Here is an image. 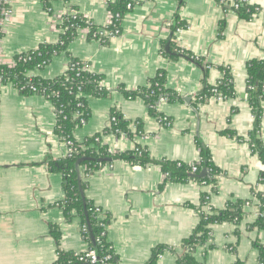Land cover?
<instances>
[{"label":"crops","instance_id":"obj_1","mask_svg":"<svg viewBox=\"0 0 264 264\" xmlns=\"http://www.w3.org/2000/svg\"><path fill=\"white\" fill-rule=\"evenodd\" d=\"M10 1L13 13L1 26L4 63L45 41L57 42L62 31L56 21L74 8L100 27L110 17L106 0ZM224 1L141 0L125 15L122 33L108 44L89 39L84 29L69 46L71 55L104 75V85L111 91L106 97L88 99L91 114L73 131L76 141L100 133L102 144L113 154L142 148L155 161L194 163L200 161V139L222 171L216 184L171 182L160 164L114 159L87 175L85 196L109 218L107 239L119 264H144L161 245L173 250L164 251L156 264H178L186 252L184 241L201 220L204 193L209 194L210 205L202 209L209 214L211 208L224 209L230 201L251 200L253 205L246 207L239 223L212 224L211 239L197 248L196 259L205 264H258L256 243L264 244V229L252 224L258 212L255 193L264 190L260 184L264 162L248 140L254 116L246 90L249 62L264 58V0H248L258 7L250 19L225 8L236 0ZM177 20L185 27L172 39L171 25ZM172 40L203 64L189 56L165 55L163 42L167 46ZM165 50L170 52V47ZM69 63L70 58L60 54L34 74L53 79ZM225 69L233 76L237 95L199 102L197 95L207 85L216 86ZM159 70L166 71L167 88L182 97L160 100L157 110L162 119L142 98L128 99L118 91L120 86L128 90L147 86ZM114 107L130 121L131 135L105 133ZM56 123L51 99L24 95L13 84L0 86V264H52L59 249L89 248L81 217L76 212L67 217L60 205L65 199L64 177L50 170V160L68 153L67 141L55 132ZM261 138L264 142V115ZM52 225L59 227V242Z\"/></svg>","mask_w":264,"mask_h":264},{"label":"trees","instance_id":"obj_2","mask_svg":"<svg viewBox=\"0 0 264 264\" xmlns=\"http://www.w3.org/2000/svg\"><path fill=\"white\" fill-rule=\"evenodd\" d=\"M66 2L68 0H65ZM141 0H116L108 1L107 8L112 16L113 23L108 29L115 35L122 33V21L125 15L130 12ZM239 3L238 8L226 6L225 8L234 10L241 18L250 19L258 11V7L249 3L248 0H236ZM46 7L50 8V2L46 1ZM74 14H67L63 21L58 25L62 33L57 42H43L34 50L20 53L14 56L11 64L0 62V82L2 85L13 84L24 95H42L52 100L57 123L55 132L65 141L73 142L74 150L58 160H50V170L59 172L64 177L63 188L65 199L60 204L67 217H72L76 212L82 220L83 234L89 244L86 251L75 252L59 249L57 258L52 264H119V258L114 251L112 244L107 239V230L103 224H108L109 218H100V213L96 206L85 196L87 188L86 176L92 175L107 162L102 159L113 156L114 159H122L136 164L148 165L150 163L160 164L166 174V181L186 182L196 180L201 184L217 183V178L222 171L214 164L209 149L198 139L200 149V161L194 163L178 162L171 160L155 161L142 148L118 152L113 154L102 144L100 133L88 137L83 142H78L73 137V131L76 127L84 124L90 117L91 110L88 105L90 97H106L111 91L103 84L104 75L90 70L91 64L71 55L69 51L70 44L74 41L81 30L89 29V39L100 40L108 44L111 36H101L100 26L95 25L87 19L78 8H74ZM1 18V14H0ZM224 23H222L223 27ZM185 27L181 21L177 20L171 25L172 39L179 29ZM118 31V33H117ZM3 37L2 27L0 25V39ZM167 42H163L164 54L168 57L177 59L183 56H189L198 63L203 64L201 59H197L186 50H179L173 40L170 42V52L165 50ZM65 54L70 58V63L66 71L53 78L45 79L36 74L37 70H42L50 65L53 59ZM208 66V64H206ZM28 73L31 76L28 77ZM247 99L249 101L253 116L254 125L249 136V142L253 150L264 162V142L261 138V126L264 115V58L254 59L249 62L247 67ZM167 75L165 70H159L158 73L150 79L147 86L128 90L120 86L118 91L123 93L128 99L142 98L147 102L153 115H162L158 113L157 106L160 100L174 102L182 99L180 94L166 86ZM36 88V92L32 89ZM217 90V92L214 91ZM82 92V95L79 93ZM237 95L233 76L229 69L224 70L223 78L216 86L207 85L206 89L197 95L199 102H205L211 97L231 98ZM111 117L115 121L111 122L110 127L105 133H116L118 135H131L130 121L123 113L114 107ZM138 131L143 130L142 124L138 122ZM233 135L234 133H230ZM85 158L80 164V172L77 169L79 159ZM197 166V170L193 167ZM206 169V173H203ZM260 184L264 186V172L262 173ZM81 189L84 191V197ZM255 205L261 212L252 224V228L264 229V190L256 191ZM210 205L209 194L202 195L200 206L201 220L193 233L188 237L183 246L186 252L179 258L178 264H205L196 259L194 253L198 247L205 246L211 239L212 224H221L227 221L239 223L247 214L246 207L253 205L251 200L230 201L224 209L217 210L211 208V213H206L202 207ZM85 229V230H84ZM51 233L55 240L59 242L60 231L57 225L51 226ZM259 248L258 264H264V244L257 242ZM90 250H94L99 258L96 263H91L87 256ZM166 250H173L167 246L161 245L153 250L150 259L144 264H156L160 255ZM108 260L101 261L104 257ZM236 264H245L238 261Z\"/></svg>","mask_w":264,"mask_h":264},{"label":"built area","instance_id":"obj_3","mask_svg":"<svg viewBox=\"0 0 264 264\" xmlns=\"http://www.w3.org/2000/svg\"><path fill=\"white\" fill-rule=\"evenodd\" d=\"M108 1H116V0H106V3L108 2ZM224 0H222V2H223ZM241 1H246V0H241ZM10 0H0V14H1V18H0V25L2 26V24L4 23V21L6 20V19H9L10 17H11V15H12V13H13V10H12V8L10 7ZM225 2V1H224ZM238 6H239V3H236V2H233L232 4H231V8L232 7H235V8H238ZM50 10V9H49ZM231 11H234L233 9L231 10ZM110 13V12H109ZM70 14H74V12L72 11ZM67 15V14H66ZM65 16V15H64ZM64 16H60L58 19H57V26L63 21V18H64ZM113 23V21H112V16H111V14H110V17H109V21H108V23L105 25V26H103V27H100L99 28V33H100V35L101 36H111V38L112 37H114V36H117V35H115V34H113L109 29H108V26L110 25V24H112ZM86 30H88V34H89V29H86ZM181 29H179L178 30V32L180 31ZM82 31V30H81ZM117 33H118V31H117ZM2 41H1V39H0V62H4V61H2ZM12 63V62H11ZM11 63H9V64H11ZM29 76H31V73H28V77ZM103 84H104V80H103ZM2 85V83L0 82V86ZM35 92H36V88L35 87H33L32 88ZM214 91L215 92H217V90L216 89H214ZM83 93L82 92H80L79 93V95H82ZM222 98V97H221ZM113 121H115V117H111V122H113ZM165 122H166V124H169L170 122H169V120L168 119H165ZM67 144H68V153L67 154H69V153H71L73 150H74V147H73V142L71 141V140H67ZM193 170H197V166H194L193 167ZM96 210L100 213V215H99V217L100 218H104L103 217V212H102V209L101 208H99V207H96ZM259 214H261V212H257V216L259 215ZM103 226H104V228H105V230L107 229V225L106 224H103ZM85 230V229H84ZM87 256L90 258V262L91 263H96V262H98L99 261V258H98V255H97V253L94 251V250H90L89 252H88V254H87ZM108 256L107 257H104L103 259H101V261L103 262V261H105V260H108Z\"/></svg>","mask_w":264,"mask_h":264},{"label":"water","instance_id":"obj_4","mask_svg":"<svg viewBox=\"0 0 264 264\" xmlns=\"http://www.w3.org/2000/svg\"><path fill=\"white\" fill-rule=\"evenodd\" d=\"M166 49L169 51V45L166 46ZM188 59L192 60V58H189V57H188ZM190 100H191V97L188 96L187 101H190ZM84 160H85V158H81V159L78 160V162L76 164L77 169L79 170V172H80V164ZM113 160H114V157L113 156H108V157L102 159L101 161L111 163ZM203 173H206V169H204ZM81 192H82V195L84 197V191L82 189H81Z\"/></svg>","mask_w":264,"mask_h":264}]
</instances>
